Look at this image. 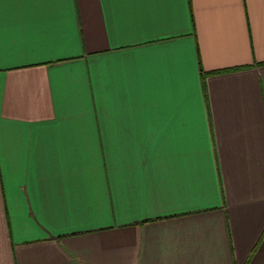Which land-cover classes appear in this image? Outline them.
<instances>
[{"label":"crops","instance_id":"1","mask_svg":"<svg viewBox=\"0 0 264 264\" xmlns=\"http://www.w3.org/2000/svg\"><path fill=\"white\" fill-rule=\"evenodd\" d=\"M0 264H264V0H0Z\"/></svg>","mask_w":264,"mask_h":264}]
</instances>
